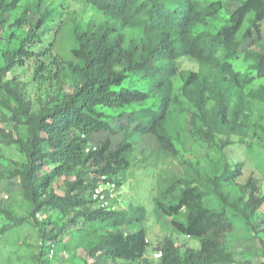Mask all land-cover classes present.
<instances>
[{
  "label": "trees",
  "instance_id": "trees-1",
  "mask_svg": "<svg viewBox=\"0 0 264 264\" xmlns=\"http://www.w3.org/2000/svg\"><path fill=\"white\" fill-rule=\"evenodd\" d=\"M22 1L0 0V38L10 13L21 7ZM84 1L102 20L90 22L79 33L74 31L71 60L50 61L56 69L52 76L57 86L55 96L37 100L36 110L24 94V84L17 78L6 80V75L23 67L26 60L45 56L46 51L33 52L21 43L15 50L0 52V95L5 98L0 123L24 128L23 135L0 128V144L18 147L25 157L20 169L8 175L17 181L22 197L29 202L31 218L39 212L61 215L52 230L41 233L40 264H52L48 258L51 250L58 259L55 250L61 239H65L63 248L70 250L73 243L78 244L101 226L115 230L85 249L92 264H141L148 248L145 230L124 233L121 228L142 224L145 210L95 209L91 191L103 177L120 187L117 177L129 169L132 145L128 142L134 135L152 136L162 155H177L168 129L177 103L173 96L175 77L182 82L181 96L196 110L189 128L191 137L213 143L223 130L230 135L236 132L235 122L241 110L232 103L231 96L251 87L256 80H264V0H241L223 22L220 17L224 4L220 1ZM35 16L33 23L22 15L8 25L28 29V47L37 39L35 31L52 18L47 11ZM46 50L49 53L50 49ZM241 57L250 63L244 73L233 67V61ZM183 59L195 62L199 70L180 71ZM40 70L43 71L42 66ZM129 75L137 77L145 90L123 88ZM69 77L74 84L64 92L62 86ZM152 99L158 102L148 105ZM103 109L114 114H105ZM196 120H201L203 126L194 130ZM102 133L106 134L105 139L92 143V138ZM120 135L123 140L114 145L112 139ZM85 171L91 175L88 180H84ZM238 173V166L233 171L224 170L211 184L230 186ZM61 179L66 188L62 195L55 185ZM239 189L238 207L222 204L214 209L206 205L204 192L192 181L164 182L154 198L155 213L176 218L170 222L172 230L198 240L199 249L184 247L181 251L170 238H164L155 248L161 257L148 264L233 263L225 242V236L234 229L232 216L253 221L252 226L261 228L264 236V210L259 209L264 195L257 196L252 183ZM4 214L10 223L1 227V234L25 222L10 212ZM73 227H78V234L69 231Z\"/></svg>",
  "mask_w": 264,
  "mask_h": 264
},
{
  "label": "rangeland",
  "instance_id": "rangeland-1",
  "mask_svg": "<svg viewBox=\"0 0 264 264\" xmlns=\"http://www.w3.org/2000/svg\"><path fill=\"white\" fill-rule=\"evenodd\" d=\"M202 1L223 3V12L220 17L223 22L241 0ZM20 5L21 7L10 13L9 21L0 38V52L15 50L21 43L25 49L31 48L33 52L46 51L45 56L26 60L23 67L15 68L6 75V80L17 78L24 84V94L36 110L37 100L44 101L46 98L55 96L57 86L52 76L56 69L55 64L50 61L71 60L70 47L73 44L74 31L79 33L87 28L90 22H100L102 18L84 0H23ZM44 11L49 12L52 18L47 19L45 24L35 31L37 39L32 47H28L31 45L26 43L28 29L18 30L8 25L22 15L27 22L33 23L37 18L35 13L40 14ZM261 30L264 49V23ZM46 49H50L49 53ZM2 64L0 59V65ZM40 66L43 67V71L40 70ZM249 66L250 63L244 62L242 57L233 61L235 71L241 73L247 72ZM179 70L197 72L199 68L195 62L183 59ZM73 84L74 81L70 77L66 79L62 86L63 91H70ZM181 86V79L175 77L173 96L177 99V103L172 109L168 123L177 155L173 158L162 155L152 136L134 135L128 142L132 145L129 169L124 176L117 177V180L121 182L119 210L133 211L136 208L145 210V220L142 224L121 228L124 233H131L139 228L145 230L148 248L141 264L155 263L151 262L152 256L156 252V246L164 238H170L181 251L184 247L199 249L198 240L178 235L172 230L170 222L176 218H166L155 213L154 198L164 182L192 181L204 192L206 205L214 209H219L222 204L232 209L238 207L237 200L241 196L239 188L246 187L248 183L255 184L257 196L264 195V80H256L251 87L231 96L232 103L239 105L241 110L240 118L235 122L236 132L230 135L227 130H223V133L214 138L213 143L204 142L198 136H190L191 118L196 114V110L181 96ZM122 87L130 90H145L143 83L133 75L128 76ZM156 101L157 99H152L148 105ZM4 103L5 98L0 95L2 111H4L2 107ZM133 109L137 110V108ZM102 112L114 114L107 109H103ZM202 126V121L196 120L193 129L196 130ZM0 128L13 131L15 135L24 134L23 126L14 123H0ZM105 137L106 134H98L92 138V143L100 142ZM123 138L124 136L120 135L112 139V143L116 145ZM23 163H25V157L19 152L18 147L0 144V229L10 223L4 214L6 212L25 219L21 226L7 233H0V264H40L38 253L41 233L43 230H52L54 223L60 222L61 215L56 212H39L34 218L29 215L31 210L29 202L22 197L17 181L8 175L20 169ZM236 166L239 167V173L232 185L219 184L218 187H213L211 180L220 176L224 170L233 171ZM90 178L89 171H85L84 180ZM55 185L59 194L66 192L65 182L62 179L57 180ZM259 209L263 212L264 203ZM232 219L234 229L225 236L226 248L234 259L231 264H264V236L261 228L257 226L254 228L253 221L249 222L239 215L232 216ZM177 220L182 219L177 218ZM48 222L51 224L48 225ZM77 228H70L69 231L78 234ZM114 230L101 226L88 237L84 236L78 244L73 243L70 250L63 248L65 239H61L55 250L58 260L63 264H92V260L86 257L85 249L104 234ZM55 232L56 230L53 231ZM117 264L125 263L118 261Z\"/></svg>",
  "mask_w": 264,
  "mask_h": 264
},
{
  "label": "built area",
  "instance_id": "built-area-1",
  "mask_svg": "<svg viewBox=\"0 0 264 264\" xmlns=\"http://www.w3.org/2000/svg\"><path fill=\"white\" fill-rule=\"evenodd\" d=\"M120 195V187L113 180H108L106 177H103L91 191L90 200L95 209L112 212L119 210ZM53 254V250L48 253V258L52 260V264H63L60 260H55ZM160 257L161 253L155 252L152 259L158 260Z\"/></svg>",
  "mask_w": 264,
  "mask_h": 264
}]
</instances>
